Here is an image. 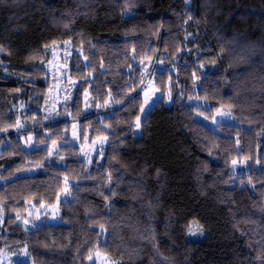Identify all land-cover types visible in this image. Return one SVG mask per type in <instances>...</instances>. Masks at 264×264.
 <instances>
[{"label": "trees", "instance_id": "16d2710c", "mask_svg": "<svg viewBox=\"0 0 264 264\" xmlns=\"http://www.w3.org/2000/svg\"><path fill=\"white\" fill-rule=\"evenodd\" d=\"M66 41L80 81L68 118L82 136L109 141L90 167L70 143L49 157L22 141H69L71 120L43 114L48 49ZM155 59L162 96L135 136ZM88 89L106 113L84 114ZM191 96L210 107L183 102ZM218 108L237 125L195 118ZM236 159L261 168L234 175ZM29 169L39 172L13 178ZM0 178L10 179L0 185V231L33 264H86L95 252L117 264H264V0H0ZM65 180L81 182L83 204L59 224H17L28 203L54 204Z\"/></svg>", "mask_w": 264, "mask_h": 264}, {"label": "rangeland", "instance_id": "374dc122", "mask_svg": "<svg viewBox=\"0 0 264 264\" xmlns=\"http://www.w3.org/2000/svg\"><path fill=\"white\" fill-rule=\"evenodd\" d=\"M48 51L49 58L44 63L49 80L46 102L43 107L44 121L48 122L50 120L51 122L56 123L67 119L71 120L70 118H72L71 114L73 107L76 105L75 99L77 98L80 84V81L74 77L71 71L73 46L70 41L58 42L49 46ZM156 63L157 60L155 59L154 61L147 62L144 67L146 80L145 85L142 88L143 111L139 116L141 122L162 96L156 86ZM145 92H147V95H145ZM183 102L187 105L196 106L202 109L210 107V103L208 101L193 96L187 99L184 98ZM82 103L85 115L93 112L94 110L106 113L109 110L110 105L108 104L105 107L94 105L89 89L84 93ZM171 104L172 99L169 96L167 97L166 105L170 106ZM220 110L229 114L221 116L217 115V111H215L212 116L196 114L195 118L197 121L201 122L210 129H217L218 125L221 124L237 125L234 115L228 109L220 108ZM19 122V129H26V123L24 120L21 119ZM134 129V135L140 136L141 126L139 128L134 127ZM64 136L69 137V141L60 140L55 141V143L44 141L37 144L35 141V134L28 133L27 135H22V141L27 150L35 148H48L49 157L55 156L61 144L70 143L79 147L81 159L88 167H90L96 160H102L109 142L107 137L106 139L105 137L96 138L95 136L93 137L91 132L87 131L85 132V135L83 134L82 136L81 124L78 120H71L69 129L65 131ZM29 137H31V140H29ZM235 161L236 164H231V171L234 175L249 173L253 168H261L259 161L252 162L249 159H236ZM37 172H39L38 169H29L16 173L13 178L34 175ZM8 180L10 179L5 180L0 178V185L6 183ZM80 186L81 182L65 180L63 190L58 195L54 204H41L36 206L33 202L28 203L27 212L17 216V224L22 225L25 230L33 229L43 223L59 224L61 222V215L65 208L74 211L80 204L84 203L80 191L76 192V189ZM3 216L4 213L0 212V230L3 225ZM24 221H27V223ZM190 227V232L194 238L200 239L203 237V231L197 225V222H192ZM0 247L2 248L0 251V264H33L27 248L7 249L8 247L2 236V231H0ZM97 253L99 252L93 253L91 255L92 259L88 258L86 264H117V262L110 256Z\"/></svg>", "mask_w": 264, "mask_h": 264}, {"label": "snow or ice", "instance_id": "6c2138e0", "mask_svg": "<svg viewBox=\"0 0 264 264\" xmlns=\"http://www.w3.org/2000/svg\"><path fill=\"white\" fill-rule=\"evenodd\" d=\"M145 95H147V92H145ZM143 111V109H141V112ZM229 113H224V112H222L219 108L217 109V115H221V116H223V115H228ZM141 126V121H140V117L139 116H137L136 117V120H135V127L136 128H139ZM105 139H106V137H105ZM29 140H31V137H29ZM53 143H55L54 141H53ZM233 164H236V161L235 160H233V162H232ZM65 179H67V178H65ZM25 223H27V221H24ZM97 254H99V253H97ZM89 259H92V256L91 255H89V257H88Z\"/></svg>", "mask_w": 264, "mask_h": 264}, {"label": "bare ground", "instance_id": "6f19581e", "mask_svg": "<svg viewBox=\"0 0 264 264\" xmlns=\"http://www.w3.org/2000/svg\"><path fill=\"white\" fill-rule=\"evenodd\" d=\"M183 79V78H182ZM183 81V80H182ZM184 82V81H183Z\"/></svg>", "mask_w": 264, "mask_h": 264}]
</instances>
